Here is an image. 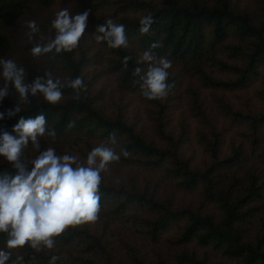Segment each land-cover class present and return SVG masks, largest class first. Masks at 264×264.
Instances as JSON below:
<instances>
[{"label":"trees","instance_id":"1","mask_svg":"<svg viewBox=\"0 0 264 264\" xmlns=\"http://www.w3.org/2000/svg\"><path fill=\"white\" fill-rule=\"evenodd\" d=\"M58 0H0V59H6L16 45L13 30L18 21L34 4L49 7ZM255 8L241 6L237 0H100L93 9H108L107 17L115 23L126 26L129 41L128 48H110L107 42H101V48L108 50L107 70L117 75L118 86L122 90L138 93L151 104L155 122L153 137L139 132L124 116H107L97 104V95L92 93L86 69L92 64V56L87 54V35L81 38L78 49L72 52H52L33 56L31 49L37 44L44 45L55 36L51 21L42 25L44 36L40 41L26 44L24 54L17 65L25 70V82L31 84L36 77L51 72L52 77L60 78L52 67L59 65L66 71L67 79L83 77L86 90H81L77 99L76 92L69 87L62 89L64 99L50 104L45 99H37L29 93L30 103L0 102V127L13 128L21 116L35 117L43 113L47 120V131L56 134L65 132L85 133L111 142V138L121 140L120 159L138 170L151 174H165L169 180L183 191H197L201 198L198 207L173 204L171 199L162 198L156 190H146L136 178L128 186H115L102 181L99 189L100 209L109 207L117 218L133 221L139 231L152 241H159L173 225H179L180 234L174 243L184 245L192 241L208 247L239 264H264V181L255 173L247 180L233 176L224 184L217 174L218 170L233 167L246 157L245 140H251L252 146H258L264 140V106H251L246 109L239 103L219 100L218 108L228 118L227 124L214 120L207 123L199 117L196 128L199 131L197 143L205 156L204 165L192 164L185 152L188 137L182 130L178 134L172 128L169 95L177 90L178 77L181 74L198 76L208 88L221 92H237L240 97L243 90L262 83L264 77V0H256ZM151 14L154 23L149 33L141 34L139 21ZM99 24L102 22L98 18ZM97 26V24H96ZM153 43L159 47L152 48ZM89 47V46H88ZM151 50L159 59L166 57L171 61L168 83L174 85L167 98L148 100L141 94L139 77L133 76L137 67L147 68L146 62H140L144 51ZM101 56V54H100ZM130 56L127 67L124 57ZM45 61L48 62L45 65ZM48 65H51L48 68ZM179 67V68H176ZM218 68L227 74L212 75L209 68ZM2 68H0L1 71ZM61 79L66 83V79ZM43 82V81H42ZM264 85V83H263ZM8 88L19 95L10 82ZM196 95L195 92H193ZM261 104L264 96L260 94ZM5 100V101H4ZM19 104L22 111L9 118L7 111ZM196 117L204 115L206 110L192 97L190 106ZM229 127L242 137L239 143H233L230 152L224 150V142L229 139ZM238 146V147H237ZM93 148L90 149V151ZM230 150V151H231ZM89 151V152H90ZM127 152V155L124 152ZM222 153L225 154L222 156ZM264 160V151L259 153ZM209 159V161H208ZM26 163L29 161L25 160ZM207 161L209 163H207ZM207 163V164H206ZM29 169L31 164L28 163ZM261 173V169H258ZM15 174V169L6 159H0V175ZM218 177V179H217ZM206 206L214 209L205 210ZM256 219H260L257 231L252 232ZM182 223V224H181ZM7 234L0 232V249L7 245ZM56 246H82V255L74 259V264H113L101 236L93 232L88 225L68 226L65 231L54 237ZM7 264L17 257H23L20 264H53L52 257H58L54 264H62L60 252L53 247L43 246L37 251L30 245L15 248ZM107 254L105 261L95 254ZM136 264H146L135 254ZM176 264H213L207 256H200L194 250H182L174 256ZM158 264H165L163 259Z\"/></svg>","mask_w":264,"mask_h":264},{"label":"rangeland","instance_id":"2","mask_svg":"<svg viewBox=\"0 0 264 264\" xmlns=\"http://www.w3.org/2000/svg\"><path fill=\"white\" fill-rule=\"evenodd\" d=\"M241 6L255 8L256 0H237ZM100 0H58L49 7H43L38 4H34L32 8L18 21L17 28L13 30V36L16 45L10 51V54L6 59H12L16 63L22 58L24 54H27L26 44L29 42L40 41L44 36L42 33V25L48 24L50 20L55 19V14L63 9H68L72 15L82 13L85 10H90V15L87 22V29L90 34L87 35V54L93 55L98 53L93 58V62L87 69V78L92 84V93L97 95V104L102 109L105 115L118 117L120 115L132 124L137 131L147 134L149 137H153L155 130V122L152 115V106L147 103L138 93L122 90L118 86L117 75L110 73L107 70L108 50L101 48V42L95 40V36L99 33L95 32L98 18L103 23L108 17V9H93L96 3ZM29 20H35L39 26V31L32 34V38H29L30 29L27 26ZM79 51V49L77 48ZM101 54V56H100ZM48 62L45 61V65ZM51 65H48V68ZM179 68V67H176ZM54 71L61 79L66 77V71L62 70L59 65L53 66ZM144 71L147 68L143 69ZM212 75L224 76L227 73L222 72L218 68L208 69ZM2 73V69L0 71ZM179 83L177 90L169 92V98H173L169 109L171 110L172 128L177 130L178 134L182 133V130H187L184 134L188 137V142L185 143V152L191 158L192 164L204 165L205 156L201 150L200 145L197 143L199 137L198 128H196L199 117L207 123L210 120H214L220 124H227L228 118L224 117L220 109L218 108L219 100L224 99L233 102L235 99L238 104L246 109V104L251 106H264L261 104L260 94L264 96V77L261 78L262 83L256 81L257 86H252L249 90H243L241 96H237V92H221L214 88L205 87L198 76H191L189 74H181L178 77ZM7 82L0 74V88H3ZM31 85V84H29ZM9 94L5 97V100L12 103L23 102L19 95L13 94L8 88ZM196 95H194V93ZM37 99H44L42 94L34 96ZM168 95L165 97L167 98ZM192 97L198 100L206 110L204 115L194 116L195 110H192ZM64 96L62 97L63 101ZM4 100V101H5ZM1 102V101H0ZM229 121V120H228ZM199 127V126H198ZM7 129L9 132L12 128L0 127V130ZM229 139L224 142V150L232 154V144L239 143L242 137L245 140L243 147L247 149L246 157H244L239 163H236L233 167L227 169H221L217 171L222 183H229L233 176L241 180L244 183L247 180L248 175L255 173L264 181V160L259 153L264 151V140L258 146H252L251 140L244 136H239L237 131L229 127L228 130ZM116 143L101 141L99 138L89 136L85 133L65 132L62 134H56L55 137L45 134L39 138V149H36L31 142L24 150L23 158L27 161L35 159L39 153L47 148L51 147L56 150L57 155L70 154L77 156L79 160L86 164L87 154L91 148L98 146L101 142H106L110 147L115 148V151L119 153L121 149V140H115ZM238 147V146H237ZM231 150V151H230ZM120 154V153H119ZM225 154L222 153V156ZM0 159H5L0 156ZM209 161V159H208ZM207 161V163H209ZM206 163V164H207ZM261 169L262 173L258 170ZM102 181L111 183L115 186H128L132 182L139 180V184L146 190H156L160 197L171 199L173 204L182 206L198 207L201 204V198L196 191H183L179 189L174 181L168 179L165 174L157 173L151 174L148 171L138 170L134 165H128L122 161H114L109 163L106 172L101 173ZM218 179V177H217ZM219 180V179H218ZM264 203V199H263ZM206 211L213 212L214 209L210 206L205 207ZM264 217V212H263ZM182 224V223H181ZM81 225H88L89 228L95 232L98 236H101L106 247V252L112 259L113 264H136L132 259V255L135 254L137 258L141 259L146 264H158L160 259H163L165 264H176L174 256L177 252L182 250H194L200 256H207L213 264H239L236 260H231L223 256L222 254L211 250L208 247L200 246L196 241L184 245H177L174 243L176 237L180 234L179 225H173L166 233L163 234L159 241H152L148 239L139 230V227L133 223V221L122 220L115 217L110 211L109 207L100 209L98 219L94 222H85ZM260 225V219H256L252 226V232L257 231ZM43 245H41V248ZM56 251L60 252L62 264H74V258L81 256L82 246H54ZM2 249L5 251L15 252L17 250L8 249L7 245H2ZM107 254L98 253L95 254L98 259L105 261Z\"/></svg>","mask_w":264,"mask_h":264},{"label":"clouds","instance_id":"3","mask_svg":"<svg viewBox=\"0 0 264 264\" xmlns=\"http://www.w3.org/2000/svg\"><path fill=\"white\" fill-rule=\"evenodd\" d=\"M90 10L72 15L68 9L55 14L51 21L55 36L49 38L44 45L37 44L31 49L33 56H40L55 50L56 53L72 52L86 32ZM141 34L149 33L154 19L151 14L142 17L139 21ZM29 38L39 31L35 20H29ZM97 42H107L110 48H128L129 41L126 35V26L115 23L107 18L96 26ZM159 47L153 43L152 48ZM130 56L124 57L123 63L127 67ZM140 62L147 63V70L137 67L132 73L139 77L141 94L148 100L164 99L174 85L168 83L169 71L172 63L166 57L157 59L151 50L144 51ZM2 76L10 82L20 99L30 103L29 93L32 96L42 94L50 104H57L62 100V89L72 88L77 99L81 90H86L83 77L66 79L62 83L60 78L52 77L51 72L36 77L29 85L25 82V70L12 59H0ZM43 81V82H42ZM9 94L7 83L0 88V101ZM22 111L19 104L7 111L9 118ZM5 113L0 112V119ZM47 120L43 113L33 117H20L12 131L0 130V156L4 157L15 169V174L0 175V232L7 234V248L14 249L30 245L37 251L41 245L52 249L55 246L54 237L62 234L68 226L81 225L85 222H94L100 212L99 189L102 182L101 173L106 172L111 162L120 159L115 148L108 143L101 142L95 146L86 158V164L77 156L70 154L57 155L54 148H47L30 160L29 169L24 156V150L29 145L39 149V138L46 134ZM47 135L55 137L54 130L47 131ZM115 144V138H111ZM127 155V152H124ZM11 252L0 249V264H7ZM58 257H52L53 264ZM23 257H17L12 264H20Z\"/></svg>","mask_w":264,"mask_h":264}]
</instances>
